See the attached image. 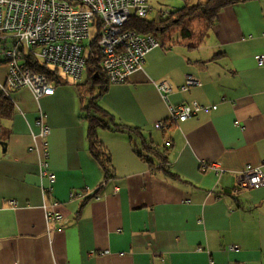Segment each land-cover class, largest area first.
<instances>
[{
    "label": "crops",
    "instance_id": "0c3cea01",
    "mask_svg": "<svg viewBox=\"0 0 264 264\" xmlns=\"http://www.w3.org/2000/svg\"><path fill=\"white\" fill-rule=\"evenodd\" d=\"M161 41L142 70L96 100L140 130L98 127L111 175L90 150V94L75 81L60 73L54 94L40 99L29 88L12 92L14 113L0 118V264H264V185L237 181L248 166L264 174V64L256 60L264 57V0L227 6L211 27L191 18ZM187 73L201 84L183 91ZM7 74L0 60L1 83ZM161 81L172 87L169 101ZM193 101L207 109L155 127L170 104ZM40 109L51 128L58 222L46 219L48 182L30 151ZM73 192L85 195L71 199Z\"/></svg>",
    "mask_w": 264,
    "mask_h": 264
},
{
    "label": "built area",
    "instance_id": "2783aa9c",
    "mask_svg": "<svg viewBox=\"0 0 264 264\" xmlns=\"http://www.w3.org/2000/svg\"><path fill=\"white\" fill-rule=\"evenodd\" d=\"M151 11L149 0H0V60L8 66L7 79L5 83L0 82V90L14 103L12 92L22 88H29L36 99L54 94L56 81L33 69L29 61L46 63L73 81H79L86 68L84 43L98 23L101 25L98 46L103 56L102 67L112 84L127 81L133 73L143 69L146 55L162 45L154 35L124 27L132 14L148 17ZM169 14L168 10L162 12V16ZM256 60L264 64L263 55H256ZM200 84L196 76L187 73L181 90ZM156 86L169 101L170 83L161 81ZM169 109V117L156 122V128L166 129L207 108L193 101L170 104ZM36 123L39 131L32 133L30 151L37 154L39 175L48 182L42 187L46 219L58 222L63 216L57 210L60 202L52 196L57 177L49 168L46 144L51 128L47 114L41 109ZM206 167L208 164H204ZM237 181L242 189L258 188L264 185V174L259 167L248 166L238 175ZM83 195V192H73L70 197ZM8 203L14 208L18 206L13 199ZM229 248L238 250L239 246L230 245Z\"/></svg>",
    "mask_w": 264,
    "mask_h": 264
},
{
    "label": "trees",
    "instance_id": "16d2710c",
    "mask_svg": "<svg viewBox=\"0 0 264 264\" xmlns=\"http://www.w3.org/2000/svg\"><path fill=\"white\" fill-rule=\"evenodd\" d=\"M244 1L248 0H184V5L182 7H179L174 11H170V14L167 16H162L161 14L159 19H149L148 17H139L132 14L124 27L126 29L136 30L141 34L154 35L157 38V33L164 34L172 28L180 26L187 20L195 17L204 18L208 27H211L216 23L220 12L224 8ZM95 26H97L98 34L96 39L91 43L89 53L86 54L85 69L88 70V77L85 83L81 84L77 83V81L76 85L81 93L90 94L89 103L86 107L88 110V140L90 143V150L92 154L101 162L107 172V175H111L112 165L110 161V154L106 151L104 144L98 136V127L113 130H128L139 133L140 130L136 127H131L118 122L113 114L100 107L96 101L98 97L107 89L108 85L112 83L110 82L107 72L102 67L103 56L98 46L101 25L98 23ZM184 30L185 29H183V31ZM29 63L32 64L33 69L46 73L48 77L51 80H55L57 84L61 82V71L58 68L52 67L46 63H39L37 61H29ZM12 102L13 101L2 90H0V118L12 117L14 113V104ZM146 146L149 147V151L153 152L155 156L164 160L165 156L160 150L150 148L147 144Z\"/></svg>",
    "mask_w": 264,
    "mask_h": 264
},
{
    "label": "rangeland",
    "instance_id": "374dc122",
    "mask_svg": "<svg viewBox=\"0 0 264 264\" xmlns=\"http://www.w3.org/2000/svg\"><path fill=\"white\" fill-rule=\"evenodd\" d=\"M150 5L152 6V11L149 13L148 18L149 19H157L163 11H174L179 7H182L184 5V0H149ZM178 26L174 27L173 30H177ZM98 34L97 26H93L91 29V35L89 38L85 40L84 47H85V53L88 54L90 50L91 43L96 39ZM158 38L161 40L163 38L162 33H157ZM61 74H65L64 72H61ZM66 75V74H65ZM67 76V75H66ZM88 77V70L85 69L83 78L87 79ZM71 80H73L71 77H69Z\"/></svg>",
    "mask_w": 264,
    "mask_h": 264
}]
</instances>
